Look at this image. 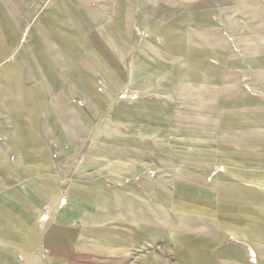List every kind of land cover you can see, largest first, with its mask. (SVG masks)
<instances>
[{"label":"crops","instance_id":"0c3cea01","mask_svg":"<svg viewBox=\"0 0 264 264\" xmlns=\"http://www.w3.org/2000/svg\"><path fill=\"white\" fill-rule=\"evenodd\" d=\"M228 38L241 45L239 55ZM263 45L264 0H0V232L15 237L13 227H31L26 240L16 236L29 253H48L40 264H264V97L238 88L245 75L264 95ZM101 80L136 99L182 100L198 110L207 102L222 134L241 142L215 143L209 130L181 133L202 142L144 143L142 134L98 128L111 144H92ZM74 95L85 105L70 103ZM172 144L190 147L181 160L221 165V182L256 191L213 194L182 182L170 188L163 179L136 191L114 176L124 168V177H134V146L175 157ZM106 151L128 155L118 162ZM169 192L230 210L179 206ZM220 196L231 206L219 207ZM59 200L65 203L56 211ZM14 258L0 248V264Z\"/></svg>","mask_w":264,"mask_h":264},{"label":"rangeland","instance_id":"374dc122","mask_svg":"<svg viewBox=\"0 0 264 264\" xmlns=\"http://www.w3.org/2000/svg\"><path fill=\"white\" fill-rule=\"evenodd\" d=\"M230 46L233 50L236 51V54H240L239 49L241 45L239 42L236 43L237 40H230ZM253 45V44H252ZM255 45V44H254ZM261 46V45H260ZM264 46V45H263ZM142 56V55H141ZM143 57V56H142ZM141 59V57H138ZM127 61L124 71H126L127 67ZM136 75L143 73V67H136ZM127 73V72H125ZM140 79H142V76L139 75ZM122 79V78H121ZM140 80L139 78H137ZM136 81V84L139 86H143V81ZM101 84L104 85V93H99L98 101H102V108L103 110L99 109L97 110L96 106L91 103V106L93 105L95 109L99 112L97 115V118H95L94 123L95 126L92 130H90V134L88 135L89 142L92 144H111L109 142V138L104 137V139H107L108 142L102 139L100 136L101 132H116V130H120L121 132H130L129 134L137 135L142 134L144 138V143L150 138H161L164 139L166 137H170L172 140H178L183 142H188L189 139L192 138V141H199L202 142V139H195L193 135H183L182 132H199L202 134H206L209 130L215 134L216 139L215 143H238L241 142L240 136H236V134H222L225 127L224 123L216 121L215 119H212L209 117V112L207 107L210 105L207 102H203L201 104V107L198 108H191L192 106H188L187 104H184L182 100H176L164 103L161 99L152 100L150 98H137L136 94H133L128 89H122L125 86H121V91L117 92L116 90L112 89L111 86L106 84L104 80H101ZM249 77L245 75H241L239 80V91L242 95H246L248 97H264L261 93L257 92L256 89L251 88L248 84ZM122 83V82H121ZM125 84V82H123ZM107 86V87H106ZM237 88H235L236 90ZM183 93V92H182ZM174 94V93H173ZM172 94V95H173ZM213 95L219 96L220 94H214ZM104 98H103V96ZM123 95H128L129 98L120 99L119 97H122ZM184 95V94H183ZM102 96V97H100ZM238 96V95H237ZM184 97V96H183ZM236 97V96H235ZM222 98V97H218ZM114 100V103H110L109 100ZM70 103L77 104L78 106L85 105L81 99H79V95H74ZM218 103V100H217ZM212 104V103H210ZM214 105V104H213ZM218 106L217 104L215 105ZM143 107V108H142ZM171 110H177V112L173 114H170ZM216 111H219L216 109ZM167 115V117L170 119L168 122H166L164 115ZM169 115V116H168ZM125 124H128V126H123ZM165 126L168 129L167 132L164 131ZM98 128H100V134L97 131ZM119 128V129H117ZM215 128L213 131L212 129ZM219 131H222L219 133ZM118 132V131H117ZM173 132L175 135H168L166 133ZM98 134V135H97ZM187 137V139L185 138ZM124 140V139H123ZM122 142H125L123 141ZM157 140V139H156ZM243 140V139H242ZM102 141V142H101ZM104 141V142H103ZM120 141V140H119ZM207 142V141H206ZM213 142V140H212ZM213 142V143H214ZM176 143V142H174ZM177 142L176 144H178ZM141 144V143H140ZM167 145V150H170V152H174L175 157L171 154H161L160 151L156 150V147H152L151 150L146 146L145 144L143 146H134L136 149V155L134 156V163H135V174L134 177H131L127 179L128 177H124L123 175L127 174V170L124 168H120V175H117L116 171L114 173V176H118L119 182L127 183L129 186L135 188V190H138V186L144 181H149L151 185L154 187V184L163 179V182L166 181L167 185L172 188L174 186V183H177L179 186L180 184L184 183L186 185L197 187L200 190H204L210 193L215 194L218 190H224V189H232V190H239V191H256V187L254 185H246V184H225L221 182L217 175L219 172L223 171V167L221 165L217 166L214 163H207V162H185L180 159L179 154L180 151L183 150H189L190 147H184L182 144L176 145ZM122 145V144H120ZM144 149L146 151H144ZM193 150H196V148L193 147ZM105 156H109L108 159L112 160H119L118 162H123V160H120L121 158H124L128 155L126 152H104ZM178 155V156H177ZM54 156V154H53ZM130 159L132 155L130 154ZM177 157V158H176ZM106 159V157H104ZM125 162V161H124ZM134 165V164H133ZM137 165L139 166L137 167ZM142 170V172L140 171ZM138 175V177L136 176ZM115 177V178H116ZM35 182L36 180L33 179ZM175 181V182H174ZM182 182V183H180ZM38 184V187H40L41 190L45 191L46 189L43 187H47L45 184H42L40 182H36ZM75 184V183H74ZM68 186V182L63 181L61 184V188L65 190ZM76 187V186H73ZM169 189V188H168ZM48 193L49 191L46 190ZM170 191V190H168ZM51 196V194H49ZM43 199H46L42 195ZM138 200H142L141 196L136 197ZM168 200L172 202H176L177 205H182L186 208L189 207H195L199 208L198 210L201 211H229L230 209L221 210L217 208V206L214 205H208L207 203H204L202 201H192L190 199H186L184 197H180L178 194L174 192H169L168 194ZM219 198V197H218ZM221 204H219V207L228 208L230 205L229 202L224 201L230 200L228 196H220ZM219 199V200H220ZM224 201V202H223ZM65 202L63 200H59L54 204V209L56 211L58 208L63 207L62 205ZM195 204L194 206L191 204ZM61 204V206H60ZM136 206H139L137 204ZM52 207V205H50ZM53 208V207H52ZM41 211L46 214L48 211H51L48 209L47 204H43L41 206ZM27 212V211H22ZM44 216H42V219H44ZM1 223H5L4 220L1 221ZM43 223V222H42ZM24 230V229H23ZM31 227H27L24 231H21L18 226L13 227V231L15 232L14 236H8L5 234V232H0V248H5L10 250L14 254L15 264H40L39 261H37L40 256H42L40 259L45 260L46 258H50L48 256V253H43L36 251L29 253L23 248V240L17 239L16 234L19 236L21 235V238L25 239L30 234ZM8 236V238H7ZM4 247H2V246ZM39 256V257H38ZM48 256V257H47ZM53 257V256H52ZM57 257V256H56ZM55 258V257H54ZM59 258H62V255L59 256ZM63 259V258H62Z\"/></svg>","mask_w":264,"mask_h":264}]
</instances>
